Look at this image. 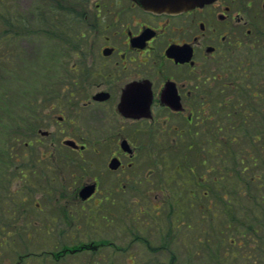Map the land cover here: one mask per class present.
I'll return each instance as SVG.
<instances>
[{
    "label": "flooded vegetation",
    "instance_id": "1",
    "mask_svg": "<svg viewBox=\"0 0 264 264\" xmlns=\"http://www.w3.org/2000/svg\"><path fill=\"white\" fill-rule=\"evenodd\" d=\"M110 4L115 11L109 19L103 21L98 4L88 21L89 46L76 52L84 53V65L72 66L66 84L74 131L62 144L70 150L38 145L51 135L40 127L41 139H28L21 160L32 175L49 158L51 164L69 163L77 174L69 177L86 179L79 187L65 181L58 190L40 193L41 199L53 194L56 204L40 200L37 208L59 209L64 222L25 223V239L2 237L0 247L7 251L20 243L18 254L3 255L0 264H174V229L184 227L186 212L179 209L181 222L174 228L173 200L199 199L208 193L207 183L222 178L228 135L230 146L236 143L240 81L248 77L249 86L255 76L250 57L241 55L248 51L263 58L258 28L264 11L252 0H214L164 13L146 11L132 0ZM63 113L59 124L66 120ZM36 146L40 155L32 160ZM87 186L93 192L83 197ZM167 200L166 221L151 222L148 214L157 210L156 219ZM97 216L104 222L96 223ZM9 225L0 226L7 237L20 227Z\"/></svg>",
    "mask_w": 264,
    "mask_h": 264
},
{
    "label": "rangeland",
    "instance_id": "2",
    "mask_svg": "<svg viewBox=\"0 0 264 264\" xmlns=\"http://www.w3.org/2000/svg\"><path fill=\"white\" fill-rule=\"evenodd\" d=\"M111 1L113 0H109L108 2L107 0H103V2H107V5H103L102 11L100 12L103 21L109 19V12L115 11L114 6H110ZM122 1H124V3L127 2V0ZM242 1L243 0H238L239 4ZM262 1L263 0H252L254 7L259 8L258 6H260L259 12L262 10ZM15 2L17 7L21 9L23 13L30 15L34 6L37 5L38 0H15ZM94 16L93 11L92 14L88 16V20H86L85 23L78 25L74 24L71 32L77 34L74 35V41L71 42L68 47L63 45L60 35L51 36V34L46 31H44L42 35L34 34L28 38L20 40L16 46L18 47L17 51H20V55L15 58L19 63L14 71L17 73L13 75L5 70L3 68L4 66L2 67L4 70L0 68V97L3 98H0V100H2V104L6 102L8 104L7 106H9L14 113L19 115L23 112V107L26 102L35 97H38L39 99L37 109L39 122L41 123L43 121V117L44 123L39 127H36L37 129L32 136L24 137V140L31 138L36 140L39 137L38 140H40L41 136L37 134V132L41 127L43 130L51 131V135L46 139L42 138V142L45 143H40L38 145H42L45 148L55 145L61 151L70 150L62 144L64 138L66 136L68 137L66 134H71V131H74L73 125L68 121L71 117L69 115L71 114L70 110L72 109L71 106L73 104L68 98H66L67 92L65 88L67 87L66 84H70V79L73 77V72L71 70L72 66H74V64H77V66L84 65V53L76 52L77 48H86L89 46L91 39L87 34L89 30L87 28V23ZM263 29L264 16L260 18L258 30L261 31ZM83 32L86 33L85 36L80 35V33ZM247 55H249V52L244 51L241 56L245 57ZM259 55L260 54H257V59H259ZM257 61H260L258 64H263L260 59ZM258 64L256 67H260ZM43 87H45L47 91L42 92L41 89ZM4 94H8V96L5 98ZM59 95L60 99L58 98L57 101H54ZM62 111L66 116V120L59 124L56 121V118L62 113ZM3 112L4 110L1 108L0 115H3ZM40 115L42 117H40ZM60 129H64L65 131L59 133ZM5 134H8V132L6 131ZM5 134H3V128L0 126V147L12 145L13 152L21 155L24 144L23 141L20 140L15 142L13 138H10L9 134L7 136H5ZM244 137L243 134L240 137L237 135L238 140L236 142V152L238 160L247 158V155L249 154V151L240 149L244 146L248 147V142ZM234 148L235 147L231 150L229 148L226 149L224 157L227 158L228 161L227 163H223L222 168H231L235 165V158L231 161V153ZM38 150L37 146L32 150V160H36L35 158L40 155ZM10 160V166L8 164L5 165L4 163L0 164V175H6V179L8 178V181L0 178V226H4L7 230L10 229L9 224L15 223L20 225V227L17 233L8 237L5 233V229L3 231L0 230V240L2 237H11L18 240L25 239V223L40 225L44 223L54 225L63 223V214H59V209L55 208L49 211L47 210L46 212H41L37 208L36 203L40 200L44 203L43 205L46 204V206L50 205L49 203L56 201L52 196L53 194L48 199H41L40 193L47 189L51 191L58 190L62 182L66 184V182L71 183L72 180H74L72 183L73 188L79 187L83 182V179H86V177H69L71 176V172H74V169H71L69 163L55 165L51 164L49 158L46 161L47 163H41L37 168L39 171L33 175L31 174V171L29 172L25 169L29 165H25L22 161ZM238 160L237 165L239 168L242 163L238 162ZM33 167V165H30L31 169ZM260 168L261 166L257 167L256 172H258ZM27 172L30 174V179L25 180L23 174ZM223 172L224 171L222 170L221 174H223ZM74 174L77 175L75 172ZM224 174L225 175L222 178L223 180L227 179V173L225 172ZM64 176H66L67 179H64ZM4 182L5 186L2 185ZM238 182L239 180L237 179L236 184ZM243 184L246 186L244 187ZM211 185L212 184H210V186ZM105 186L106 185H104V187ZM187 186H189V184H187ZM187 186L185 187L187 188ZM163 188V190H166L165 184L163 185ZM240 188H248L250 193L247 197L246 195L241 197L239 202L240 205H234V208L230 211V215L223 212L222 208H224L225 202L227 203V201L224 202L223 198L219 200V206L216 204V207H214L218 213L216 216L212 214L214 208L212 210L207 209L203 213H200V210L197 207L198 204L194 203V205H191L194 199H191L189 196L183 199L173 200L175 207L173 218L174 228L175 225L178 223L180 224L181 222L179 221L181 219L178 216V213L180 212L179 209L182 207L187 209L186 218H183V220H185L184 227L174 229V235L178 234V238L175 237L172 247L174 254L177 256L174 264H264V201L257 202L256 199L257 192L260 194L264 193V187L260 186L258 181L253 182L251 180H245ZM172 190H177L176 183L173 185ZM222 190H224V187ZM237 196L238 194L236 195V198ZM23 197H25V201L22 200ZM167 201L169 203L163 205V210L159 211L162 214H160V216L157 215L156 219L154 218V214L157 210H154L151 207V209H153V217L148 214V219L152 218L151 220L149 219L151 222L154 221L163 224V222L166 221L167 210L170 206V200ZM212 202V198H204L205 205H213ZM150 204L151 202L146 205L150 206ZM233 210L237 215H235L237 217V222H234L233 225L230 226L226 218L228 216H233ZM80 214V217H82V220L80 221H85V215L82 212H80ZM97 217L98 222L96 223L104 222L101 216ZM116 217L114 216L115 221H117ZM239 221L241 222L240 225ZM188 224H192V227H188ZM17 243H11V250L9 251H7L8 248L5 245L0 247V250H2L0 251L2 252L0 260L3 258V255L16 254L17 252H15L14 249L17 248ZM160 259L159 256L158 260Z\"/></svg>",
    "mask_w": 264,
    "mask_h": 264
},
{
    "label": "trees",
    "instance_id": "3",
    "mask_svg": "<svg viewBox=\"0 0 264 264\" xmlns=\"http://www.w3.org/2000/svg\"><path fill=\"white\" fill-rule=\"evenodd\" d=\"M99 3L105 2L103 0H38L31 14L27 15L17 7L15 0H0V68H4L15 75L17 73L14 72L15 68L19 65L15 58L20 55V51H17L18 47L16 46L20 40L34 34L42 35L46 31L51 36L60 35L63 45L68 47L74 41V35L77 34L71 32L74 24L85 23L86 17L90 16L93 11L95 14V9ZM260 77V79H255L251 82L249 86L248 82L245 84L241 83L239 86V90H243L244 98L240 100L241 96L237 99L236 131L239 137L243 134L245 136L244 139L248 143L249 140L251 141V146H253L254 150L252 151L253 154L247 157V161L253 166V170L249 173L246 172L249 170V164L244 165V168H235L230 172L229 178L222 183L224 193L221 198L224 199V202L227 201L222 209L228 215H230L234 205H240L241 197L245 195L247 197L250 193L248 188H240L245 180L258 181L259 185L264 187V67H262ZM41 91L47 90L43 87ZM6 96L8 94H4L5 98ZM1 101L0 109L2 108L4 112L3 115H0V126L3 128V134L7 131L10 138H13L15 142L20 140L23 143L26 142L24 137L32 136L37 129L36 127L41 125L37 112L38 97L26 102L23 112L19 115L14 113L5 101L6 105L5 103L2 104ZM8 134H5V136ZM237 135L236 140H238ZM11 146L0 147V164L4 163L10 166V158L13 161L17 160L15 155L11 153ZM260 166V170L256 172L255 168ZM5 176L0 175V178L8 181ZM237 179L239 182L236 184ZM2 185L5 186V182ZM243 186L245 187L246 185L243 184ZM256 197L257 202L264 201V193L260 194L257 192ZM216 215L218 213H215ZM235 215L233 210V216H226L230 226L237 222V215ZM240 224L241 222L239 221Z\"/></svg>",
    "mask_w": 264,
    "mask_h": 264
},
{
    "label": "water",
    "instance_id": "4",
    "mask_svg": "<svg viewBox=\"0 0 264 264\" xmlns=\"http://www.w3.org/2000/svg\"><path fill=\"white\" fill-rule=\"evenodd\" d=\"M142 8L156 12H165L179 9H189L197 5H203L213 0H134ZM66 143L75 146V142L68 140ZM93 192L92 187L87 186L82 190L83 197H88Z\"/></svg>",
    "mask_w": 264,
    "mask_h": 264
}]
</instances>
